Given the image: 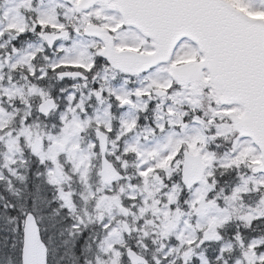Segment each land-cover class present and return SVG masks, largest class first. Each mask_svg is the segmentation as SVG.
I'll use <instances>...</instances> for the list:
<instances>
[{
  "label": "snow or ice",
  "instance_id": "1",
  "mask_svg": "<svg viewBox=\"0 0 264 264\" xmlns=\"http://www.w3.org/2000/svg\"><path fill=\"white\" fill-rule=\"evenodd\" d=\"M0 264H264V0H0Z\"/></svg>",
  "mask_w": 264,
  "mask_h": 264
}]
</instances>
